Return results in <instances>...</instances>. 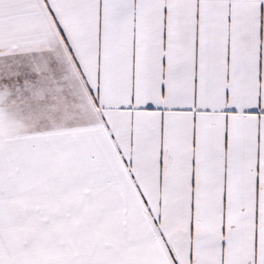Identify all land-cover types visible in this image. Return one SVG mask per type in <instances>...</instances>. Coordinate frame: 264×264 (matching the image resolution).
I'll return each instance as SVG.
<instances>
[{"label":"snow or ice","instance_id":"obj_1","mask_svg":"<svg viewBox=\"0 0 264 264\" xmlns=\"http://www.w3.org/2000/svg\"><path fill=\"white\" fill-rule=\"evenodd\" d=\"M0 264H264V0H0Z\"/></svg>","mask_w":264,"mask_h":264}]
</instances>
